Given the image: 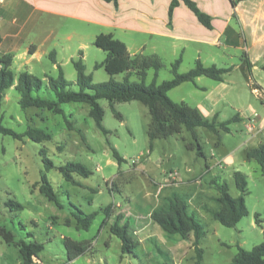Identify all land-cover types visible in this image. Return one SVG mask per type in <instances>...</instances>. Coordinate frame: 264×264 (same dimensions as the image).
<instances>
[{
    "label": "rangeland",
    "instance_id": "rangeland-1",
    "mask_svg": "<svg viewBox=\"0 0 264 264\" xmlns=\"http://www.w3.org/2000/svg\"><path fill=\"white\" fill-rule=\"evenodd\" d=\"M51 21L59 24V40L67 45L65 50L58 48V58L63 62L66 77L74 82L70 88L79 90L72 57H81L75 50V43L80 39L74 37L67 42L63 31L79 25L88 32L90 25L65 18ZM38 29L33 36L41 41L39 39L45 35ZM33 41L29 39L25 44ZM83 41L87 45L82 50L86 72L93 75L94 82L111 78L124 80L126 73L112 76L104 66L97 68L96 64L105 60L107 52L98 47L88 33H85ZM46 47H50L49 44L42 47L41 56L32 61L33 73L39 77L47 74L57 76L59 70L50 56L53 48L44 51ZM22 61L18 57L14 64L13 70L17 75L27 70L21 66ZM166 63L168 68L160 70V81L173 77L170 71L172 64ZM154 73V69L149 71L147 83L152 81ZM131 80L139 81L136 75ZM204 80L206 83L213 81L208 77H204ZM251 80L261 83L264 88L263 69L255 70ZM46 81L39 94L55 99V92L46 85ZM193 84L192 81L185 83L170 91V96L176 101L185 97V101L195 103L203 94L198 93ZM259 89L264 97L263 90L261 87ZM241 91L238 88V92ZM250 94L248 91L244 99L236 100L234 96L237 95L232 93L230 100L220 105L223 110L221 120L229 119L243 109L241 103L244 106L251 103ZM19 99V92L14 87L6 91L2 108L3 124L18 133H25L32 125L48 128L53 139L37 142L23 137L21 140L0 132V230L5 229L13 235V239L8 241L0 233V264H24L21 241L43 243L44 249L38 258L44 264H195L197 253L192 240L179 235L169 236L150 216V211L173 193L190 194V207L202 218L206 234L200 246L204 249L205 264H232L239 246L250 250L263 241L264 174L260 164L247 157V143L252 135H258L255 145L264 143V135L259 133L262 130L256 124L253 123L255 134L248 130L249 124L246 126L244 120L232 121L230 132L219 129L220 136L208 128H198L199 141L206 154L204 157L188 147V143L195 142V139L185 127L180 133L167 138H156L151 145L148 134L151 114L148 106L138 100L115 104L116 110L123 116L121 119L109 102L101 99L105 110L103 124L110 130L105 133L90 115L89 103L62 104L66 118L62 114L35 107L23 109ZM114 148L125 159L123 162L114 156ZM41 149L47 151V156L55 164L54 168H46ZM69 161L85 164L92 174L88 177L75 175L80 184H74L59 170L60 165ZM171 169L177 172L170 175ZM236 170L247 175L249 192L245 199L249 214L235 226L229 227L216 220L203 205L218 207L215 198L219 192L212 183L216 177L230 183L233 196L240 195L234 178ZM43 173H46L60 204L41 192L39 183L42 182ZM11 200L21 203L23 209L9 205ZM109 204H113L112 215L103 225L107 216L102 208ZM77 209L86 213L98 212L88 229L78 226L75 217ZM257 213L260 214L261 224L256 220ZM119 214H124L121 225L127 222L130 235L139 239L140 244L132 253H123L122 239L111 231L115 216ZM65 237L90 240L93 250L69 261Z\"/></svg>",
    "mask_w": 264,
    "mask_h": 264
},
{
    "label": "trees",
    "instance_id": "trees-1",
    "mask_svg": "<svg viewBox=\"0 0 264 264\" xmlns=\"http://www.w3.org/2000/svg\"><path fill=\"white\" fill-rule=\"evenodd\" d=\"M111 1V0H108ZM117 1V0H114ZM235 5L239 0H231ZM184 2L198 17V19L208 28H212V17L202 11L194 0H172L170 5V16L174 9ZM95 44L103 48L107 52L105 60L97 63L96 67L104 66L112 75L126 73L124 80L119 81L111 78L108 81L94 82L92 74L86 72V65L83 60V51L80 52L81 57L74 59V65L77 70L76 83L79 90L71 89V80H69L64 72L63 66L58 63L56 52L52 51L50 56L54 63H57L59 73L57 76L45 75L46 80L28 70L22 71L19 75L13 70L14 55L0 54V132L9 134L17 139L29 137L37 142H44L53 139V134L48 128L29 126L25 133H18L14 129L3 124V102L6 91L14 87L20 95L19 103L23 109L32 107L51 111L55 114H62L66 118V113L62 104L69 102H85L91 105L90 115L94 118L96 125L105 133H109L104 124L105 110L100 103L101 99H106L114 112L123 119L122 114L116 110L117 102H126L138 100L148 106L151 121L149 123L148 134L151 145L156 138H167L172 134L180 133L183 128H187L193 135L195 142L188 143V147L197 150L198 155L206 156L203 146L199 141L197 129L200 127L208 128L219 135V129L230 132V123L234 120H240L239 115L226 121H219L215 116L213 119L202 117L194 106L188 102L174 101L169 92L173 88L181 85L186 81L195 82L199 76H207L212 79L223 81L225 75L233 70V67H218L217 65L206 66L201 60H197L195 66L187 72H180L179 68L182 63V57L178 58L171 65L173 77L171 79L159 82V72L166 68L167 64L164 59L156 53L148 54L144 52L131 54L127 44L117 38L113 33H101L95 39ZM244 72L248 80H251L252 63L249 60L244 62ZM151 69L155 70V75L150 83H147V77ZM264 70V65H263ZM136 75L139 81H132L131 77ZM48 85L56 95L55 99L47 98L39 94L44 87V82ZM254 88H260L259 85L253 83ZM68 124L72 127L71 123ZM220 136V135H219ZM83 138L86 140L85 136ZM114 156L123 162L125 159L114 148ZM41 155L47 169H52L55 164L52 159L47 156V151L41 149ZM249 160H256L264 174V143L252 147L247 152ZM59 170L63 176L72 181L74 184H80L75 175L88 177L92 171L83 163L69 161L59 166ZM236 186L240 191V195L235 197L230 193V183L220 177L213 178L212 183L218 189L219 195L215 198L218 207H211L204 204L203 208L209 211L212 216L222 224L233 227L244 216L249 214L245 195L248 194L247 175L240 170L234 172ZM40 190L50 200L60 204L57 194L49 182L46 173L42 174V182ZM190 194L173 193L163 199V202L154 207L151 211V219L155 224H159L163 230L169 235H179L183 239L192 240L197 253L195 264H205L204 249L200 246L201 239L205 236L206 230L201 216L195 213L190 207ZM17 209H23V205L17 201H10V204ZM113 204H109L102 208L106 214L103 225L106 224L109 216L112 215ZM75 213L78 226L88 229L93 219L97 216V211L86 213L82 209H77ZM114 223L111 225V231L120 237L123 241V253H132L134 248L138 247L140 242L136 236L129 233V224L121 221L124 219L123 214L115 216ZM256 220L262 223L260 214H256ZM0 233L8 240L13 239V235L1 229ZM156 243L155 241H153ZM65 246L69 261H73L81 255H85L93 250V242L90 240H75L71 237H65ZM44 249V244L37 241L25 242L21 241L20 251L24 259V264H34V258ZM232 264H264V230L263 241L252 249H245L239 246L238 253L234 256Z\"/></svg>",
    "mask_w": 264,
    "mask_h": 264
},
{
    "label": "crops",
    "instance_id": "crops-1",
    "mask_svg": "<svg viewBox=\"0 0 264 264\" xmlns=\"http://www.w3.org/2000/svg\"><path fill=\"white\" fill-rule=\"evenodd\" d=\"M194 1L212 17V28L205 26L184 2L170 16L172 0H1L0 54L14 55L12 67L18 57L23 59L21 66L33 73L32 61L40 57L42 47L49 44L50 47L44 51L53 48L58 63L63 65L58 58V48L65 50L67 45L59 40V24L51 20L65 18L90 25L88 32L79 25L63 31L67 42L79 37V42L75 43V50L79 54L87 46L83 41L85 33L93 39L101 33H113L127 44L133 55L140 52L156 53L171 64L182 57L180 72L192 69L197 60L206 66H232L233 70L225 75L223 81L213 79L206 83L204 77L207 76L197 77L193 85L203 96L197 98L195 103L185 101V97H181V101L170 97L176 102H188L204 118L217 116L219 121H226L239 115L246 126L247 123H254L262 130L259 133L264 135V97L259 93V88L253 87L255 82L247 79L243 68L244 62L249 60L252 74L257 69H263L264 0H239L235 5L231 0ZM38 27L45 35L39 39L41 41L35 40L33 36ZM29 39L34 40L33 43L25 44ZM54 65L58 68L57 63ZM158 80L162 82L160 72ZM255 84L261 87L264 94L262 84ZM238 88L243 92H238ZM248 91L251 93V103L245 106L241 103L243 109L233 117L221 120L223 110L220 105L230 100L232 93L238 96H234L238 100L244 99ZM252 136L248 139L247 152L258 146L255 145L258 135ZM174 172L177 171L171 169L170 175Z\"/></svg>",
    "mask_w": 264,
    "mask_h": 264
},
{
    "label": "built area",
    "instance_id": "built-area-1",
    "mask_svg": "<svg viewBox=\"0 0 264 264\" xmlns=\"http://www.w3.org/2000/svg\"><path fill=\"white\" fill-rule=\"evenodd\" d=\"M1 1V0H0ZM234 1V0H233ZM0 67H1V63H0ZM248 130L252 133V134H255V130H256V127L254 124H249L248 126ZM34 263L36 264H42L41 260L38 259L37 257L34 258Z\"/></svg>",
    "mask_w": 264,
    "mask_h": 264
}]
</instances>
